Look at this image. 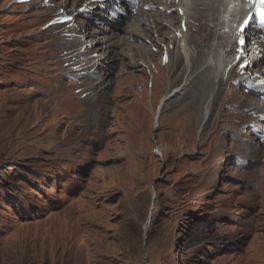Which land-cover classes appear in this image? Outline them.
Masks as SVG:
<instances>
[{
  "label": "rangeland",
  "instance_id": "374dc122",
  "mask_svg": "<svg viewBox=\"0 0 264 264\" xmlns=\"http://www.w3.org/2000/svg\"><path fill=\"white\" fill-rule=\"evenodd\" d=\"M48 2L0 0V264H264V142L249 132L257 118L247 112L248 100L261 99L239 89L236 104L223 105L234 109L219 112L218 103L200 130L199 116L186 132L180 115L194 99H172L149 129L138 96L119 93L135 74L151 77L157 54L150 68L126 69L123 79L99 62L97 76L107 73L110 83L103 122L91 124L84 106L79 118L65 108L56 116L55 87L84 96L98 79L66 77L70 66L79 72L75 62L92 59L94 46L61 57L96 27L78 17L75 37L72 26L45 29L65 10L49 14L57 7ZM181 61L167 91L181 82ZM132 89L141 91L138 83ZM224 112L238 131L216 132Z\"/></svg>",
  "mask_w": 264,
  "mask_h": 264
},
{
  "label": "bare ground",
  "instance_id": "6f19581e",
  "mask_svg": "<svg viewBox=\"0 0 264 264\" xmlns=\"http://www.w3.org/2000/svg\"><path fill=\"white\" fill-rule=\"evenodd\" d=\"M139 2L135 11L127 12L119 21H116L110 13L105 14L104 10L115 4L122 8L125 5L124 0L120 2L117 0H53V3L51 2L50 5L56 6L57 9L49 11V14L65 9L56 14L55 18L68 16L66 8L73 6L72 9L77 10L71 13L74 16H72L73 26L75 25L73 20L77 21L78 17H85L96 27L91 32L95 34L93 38L83 40L84 35L78 37L77 40L82 41V45L71 52L62 54V58L75 59V55L79 56L87 52L89 45L94 46L92 59L75 63H78L77 68H79L77 74L93 68L90 75L92 79L97 77L98 79L90 83L92 91L84 96L71 95L66 84L61 83L59 87H55V91L59 92L57 96L55 95L59 98V108L54 106L50 112L57 116L59 109L65 108L66 110L63 111L65 114L72 118H79L78 107L84 106L83 116L91 124L98 125L104 121L101 112L105 110V105L101 104L103 103L101 97L107 93L105 90L110 86L107 79L105 80L107 73L97 76L96 69L97 65H100L99 62H103L110 68L118 67L116 77L123 79L128 71L126 69L130 68L135 72L150 68L152 57L157 54H159V64H153L155 71L150 78L140 79L135 74L138 79L134 82L139 84L141 91L132 89L135 83L129 85L131 89L122 88L119 93L121 98L131 94L138 96L137 107L142 108L144 113L149 115V129H157L160 126L162 109L169 100L193 97L194 101L189 102L180 115L185 120L183 131L186 132L196 127L199 116L201 117L200 130L205 121L209 120L218 103L219 112L225 111L224 107L230 106H223L229 104L230 100L233 105L236 104L234 96L232 97L233 93L237 94V90L233 91V83L247 81L258 95L264 90V35H256L250 26L243 33L239 29L249 12L246 4L231 2V0H139ZM79 3L81 5L77 6ZM146 4L154 8L143 10ZM81 8L84 9L81 11ZM93 19L96 20L94 23ZM62 26L65 24L52 25L58 29ZM74 27H72L71 36L75 37L77 34ZM241 34L248 38V42L242 47L237 43ZM178 57L183 62L182 79L176 87L167 91L168 87L170 88L179 78L176 72ZM199 58L202 62L197 65ZM244 63L248 65L242 68ZM258 82L260 85L256 86ZM192 87H197V90L190 94ZM200 96L204 98L202 102L199 100ZM195 101H198L201 108ZM247 108L248 112L264 114V101L248 100ZM152 109H154L153 113ZM150 113H152L151 117ZM232 113L233 116L240 117L237 112V114ZM227 114L225 115L224 112L219 115L216 132L220 133L233 128L238 131V126L229 128L225 124L229 112ZM96 134L100 135L101 131L97 130ZM58 140L59 137L56 134L54 136L56 145L59 144ZM259 146L264 147V143H260ZM223 147L224 145L221 148ZM245 147L249 151L256 149L252 143ZM144 229H149V222Z\"/></svg>",
  "mask_w": 264,
  "mask_h": 264
},
{
  "label": "snow or ice",
  "instance_id": "6c2138e0",
  "mask_svg": "<svg viewBox=\"0 0 264 264\" xmlns=\"http://www.w3.org/2000/svg\"><path fill=\"white\" fill-rule=\"evenodd\" d=\"M258 11L260 13L261 19H264V7H260Z\"/></svg>",
  "mask_w": 264,
  "mask_h": 264
}]
</instances>
